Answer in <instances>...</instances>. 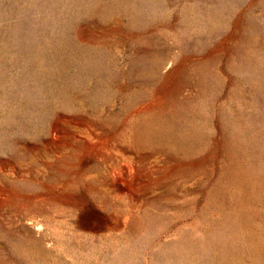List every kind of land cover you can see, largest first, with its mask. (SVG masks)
<instances>
[{"label": "rangeland", "instance_id": "1", "mask_svg": "<svg viewBox=\"0 0 264 264\" xmlns=\"http://www.w3.org/2000/svg\"><path fill=\"white\" fill-rule=\"evenodd\" d=\"M0 264H264V0H0Z\"/></svg>", "mask_w": 264, "mask_h": 264}]
</instances>
